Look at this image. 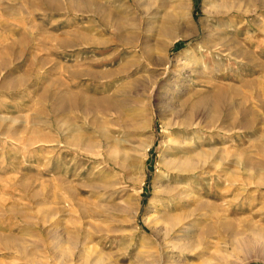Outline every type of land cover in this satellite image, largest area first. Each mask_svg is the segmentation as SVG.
I'll return each mask as SVG.
<instances>
[{"label": "rangeland", "instance_id": "rangeland-1", "mask_svg": "<svg viewBox=\"0 0 264 264\" xmlns=\"http://www.w3.org/2000/svg\"><path fill=\"white\" fill-rule=\"evenodd\" d=\"M0 264H264V0H0Z\"/></svg>", "mask_w": 264, "mask_h": 264}]
</instances>
